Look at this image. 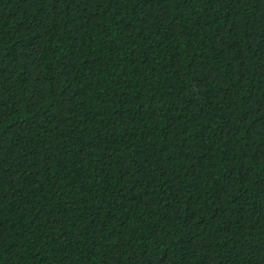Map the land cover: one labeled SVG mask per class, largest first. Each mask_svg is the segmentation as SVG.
<instances>
[{
  "label": "trees",
  "instance_id": "trees-1",
  "mask_svg": "<svg viewBox=\"0 0 264 264\" xmlns=\"http://www.w3.org/2000/svg\"><path fill=\"white\" fill-rule=\"evenodd\" d=\"M0 264H264V0H0Z\"/></svg>",
  "mask_w": 264,
  "mask_h": 264
}]
</instances>
